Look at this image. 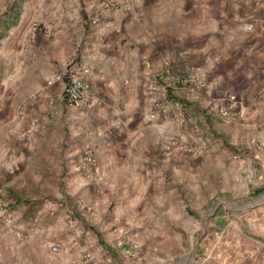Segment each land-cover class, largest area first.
Returning <instances> with one entry per match:
<instances>
[{
	"label": "crops",
	"instance_id": "obj_1",
	"mask_svg": "<svg viewBox=\"0 0 264 264\" xmlns=\"http://www.w3.org/2000/svg\"><path fill=\"white\" fill-rule=\"evenodd\" d=\"M70 60L90 96L77 110L63 102L65 147L43 156L68 170L65 201L23 234L48 232L66 251L36 264H174L171 248L194 233L188 204L220 193L249 200L264 233V0H0V182L16 153L27 159L18 142L36 104L63 98L48 82ZM188 140L197 154L180 148ZM203 234L198 264L225 262Z\"/></svg>",
	"mask_w": 264,
	"mask_h": 264
},
{
	"label": "rangeland",
	"instance_id": "obj_2",
	"mask_svg": "<svg viewBox=\"0 0 264 264\" xmlns=\"http://www.w3.org/2000/svg\"><path fill=\"white\" fill-rule=\"evenodd\" d=\"M32 24H39L40 28L37 25V32L43 31L41 21L38 23L36 20ZM73 63L71 60L67 62V65L58 73L70 68ZM63 104L62 98H46L36 106L31 105V108L34 106L36 108L25 127V133H28L29 137L23 136L22 139L26 138V141L18 142L23 153L25 149L30 148L27 159H20L21 157L19 158L16 153L18 165L12 167L11 174L3 180L4 182H0V207L7 209V212L11 214V224H4L0 218V264H36L42 262L41 256L46 255L48 258L46 260L54 261L55 255L60 254L61 250L65 254L66 247L64 245L62 247L60 239L48 232L36 231V234L27 239L18 237L19 234L30 233L36 229L33 226V219L29 220L30 218L38 217L39 226L42 229L45 219L50 217L49 208H54L58 203L65 201L61 193L64 190V178L68 174L67 168L62 164L59 168L52 167L49 164L50 161L43 159L46 153L51 154L52 145L59 144L60 148L65 147L63 143L65 136L62 134L65 130L62 129L61 123L57 122L55 115L61 110ZM193 125L192 121L189 127L181 126L179 123L180 130L182 127L192 128ZM56 136H58L57 139ZM192 137L196 139V136ZM173 138L175 140L171 143H176V140L180 141L177 135ZM178 142L176 144L180 145ZM184 143L181 149L189 154H197L195 141L192 143L188 140ZM56 170L59 172L57 176H54L53 173ZM247 201L249 200L245 198H227L223 196V193H220L219 198L211 199L205 205H201L200 200L192 199L187 210L195 220V224H190L188 229L194 233L191 234V231L186 234L182 233L183 241L187 243L185 246L178 245L171 248L169 253L172 262H175L174 264L199 263L198 258L205 253L198 254L199 248L194 240L199 238L200 230H202L204 232L202 238L220 239L221 242L217 249L225 256L221 257L220 262L225 258L222 264H264V233L262 234L258 229L261 225V222L257 220L259 217L255 219L256 223L254 221L256 216L252 211L255 209H242ZM213 208H216L215 211ZM211 213H214L213 216H218L216 224L212 223L214 222L212 221L213 216L206 218ZM203 218L205 219L204 226L201 225ZM251 221L254 223L249 224ZM247 225L250 230L247 229ZM53 243L58 245L57 253L51 250ZM67 252L69 253V250Z\"/></svg>",
	"mask_w": 264,
	"mask_h": 264
},
{
	"label": "built area",
	"instance_id": "obj_3",
	"mask_svg": "<svg viewBox=\"0 0 264 264\" xmlns=\"http://www.w3.org/2000/svg\"><path fill=\"white\" fill-rule=\"evenodd\" d=\"M255 1L259 2L260 0H255ZM37 27L38 26L35 24L32 25L31 32L33 36H35V34L37 33V30H38ZM245 30L247 32L252 31L253 25L250 23L247 24L245 26ZM57 82L62 83V96H63L62 100L69 108L77 110V109H80L87 102L90 96V87L88 83L82 77H80L77 73H75L73 69L67 68L63 70L61 73H57L52 78V80L48 82V85H53L54 83H57ZM227 98H228V101L232 103L237 102V97L235 95H229ZM172 105L178 108L181 107L179 103H175V104L173 103ZM168 106L169 105H160L156 107L155 112L150 114L149 118L151 120H154L157 118V116L164 117L168 111L167 110ZM228 112L229 111L224 108L219 111V114L222 117H227ZM182 125L184 127H188L189 125L188 120L184 118L182 121ZM167 149L169 150L170 147H168ZM85 152H87L85 158L89 162H93V158L90 155V152L88 150ZM233 158L236 159L235 156ZM250 175L251 176L255 175L254 171L250 172ZM0 218L3 220L4 224L6 225L11 224V214L7 212V209L5 208L2 209L0 207ZM18 237L20 239H25V236L23 234H19ZM132 248L134 249V247ZM51 250L54 253H57L58 245L51 246Z\"/></svg>",
	"mask_w": 264,
	"mask_h": 264
}]
</instances>
